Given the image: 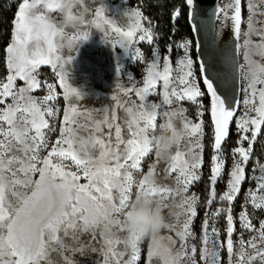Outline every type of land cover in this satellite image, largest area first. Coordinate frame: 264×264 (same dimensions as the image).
Returning a JSON list of instances; mask_svg holds the SVG:
<instances>
[{
	"label": "snow or ice",
	"instance_id": "snow-or-ice-1",
	"mask_svg": "<svg viewBox=\"0 0 264 264\" xmlns=\"http://www.w3.org/2000/svg\"><path fill=\"white\" fill-rule=\"evenodd\" d=\"M189 9L188 21L193 32H199L195 24L197 16L196 0H185ZM242 0H232L226 7L231 9V14L225 7L217 6L213 12L216 19L221 14L225 21L232 25L233 39L236 41L235 48L245 49L244 59L248 67L244 79L247 84L242 88L244 93L243 104L245 112L240 118L235 119L238 139L236 147L231 149L233 165L229 171V181L226 191L219 196L221 204L214 212H210L213 202L216 201L215 185L225 167L223 144L226 143L230 134V123L235 117L240 101L235 95L222 92L217 86L220 76L213 70L212 61L202 51V45L196 44L197 60L194 61L190 55L192 42L185 40L176 45L183 49L184 55L177 61L182 75L176 80L181 86H172V64L169 55L163 56V68L159 69L160 56L156 50L153 51L154 59L148 65L143 86L117 88L125 96L135 93L140 104L125 107L129 119L126 121L129 138H122V127L115 123L117 117L110 109H98L103 111L101 120L93 118V112L87 108L81 109L77 105L67 104L61 120L59 136L49 148V136L56 131L50 119L54 117L58 109L49 106V102L55 101L54 85L47 84L49 94L42 98L30 95L31 92L41 88V81L37 79L38 70L41 66H51L58 83L63 89L64 99L69 97L82 98V94L72 87L67 78L65 65L70 63L71 56L67 59L58 54L62 45L56 44V37L64 36L63 28L53 22L48 13L60 11L65 13V22L72 23L74 27L86 24V29L92 27V22H86L83 18L84 12H91L93 18L104 17L103 6L90 9L85 7L83 12L74 14L72 9L77 4H84V0H22L13 20L11 43L5 49L7 75L0 79V264H51L48 259L51 252H59L65 264H75L65 252L83 255L87 250L98 251L93 246L97 242V235L102 241L99 249L103 256V264H121L118 257H122L130 249L129 259L123 264H137L141 259L139 242L142 238L130 229H126L119 218L121 210L127 208L132 201L133 188L135 186V197L141 191L150 189L153 194H159L162 198V208H167L163 203L170 195H183L189 187L201 180L198 170L203 164L204 145L203 120L192 123L184 116L186 109L179 108L162 115L168 117L166 123L160 124V128L167 126L176 134V144L187 135L199 139L190 140L187 152L177 150L174 155L168 157L169 164L164 169L165 179L173 173L176 176L177 188L166 184H157L154 180L156 174L155 163L150 164L148 171L139 180L138 185L134 179V172L141 170L142 161L152 151L151 130L155 133L158 109L161 104H149L147 98L156 94L157 85L162 82V104L171 105L173 98L176 102L187 100L198 107L197 115L202 117L203 104L198 98L205 95L210 97V114L213 125V140L211 148L210 166V190L205 201V216L202 223L200 250L201 261L207 264H222L220 251L226 246L228 253V264H264V220L259 221V227L252 223V216L257 210H264V164H260L258 158L254 161L252 175L246 176V165L252 159L254 146L264 130V64L254 61L251 56L253 51L264 59V21L257 17H264V0H247L249 16L247 18L248 30L241 32V25L245 23L241 14ZM38 9L44 11L38 12ZM131 23L127 29L116 25L115 20L107 19L105 23L120 39L112 43L131 52L132 59L143 61V54L135 44L147 42L152 44L159 36H154L153 26L143 27L140 22L142 13L138 9L126 10ZM181 15V9L172 12L171 18L175 21ZM260 24L262 26L257 27ZM99 27V24L96 25ZM82 29L70 41L73 48L86 40L90 33ZM138 39H136L137 34ZM107 34V33H106ZM245 37L243 44L239 43L240 36ZM256 35L260 39L252 41L251 36ZM173 46H168V52ZM194 63H198V72L193 71ZM241 68L244 66L241 65ZM186 69V71H185ZM119 72V69H117ZM132 81V76H127ZM202 79L206 91H202L198 81ZM24 81L25 86L16 88V81ZM262 85V87H257ZM113 99H117L113 97ZM10 100V102H8ZM258 100V103L256 101ZM117 107L123 105L117 101ZM111 112V115L109 113ZM254 112L251 116L249 113ZM175 117L182 121L181 129L177 130L172 122ZM84 118L88 123L81 124L79 120ZM109 129L106 138L97 136L103 127ZM88 130L91 134L85 138L78 134L79 129ZM114 129L115 143L112 142ZM250 133V136L248 135ZM247 142V147L244 143ZM100 148L99 157H93L90 149ZM47 151V155L41 157L40 152ZM157 162L161 159L156 155ZM70 160L77 171L66 170L64 161ZM259 171V175L255 173ZM82 173V175H81ZM38 174V179L33 175ZM87 183L81 184V179ZM256 181L255 190H247L245 199L238 214L239 224L242 229L255 232L247 242L239 239L240 249L234 250L232 236L236 231L233 216L234 201L238 198L243 182ZM9 194L11 199L9 198ZM259 194V195H258ZM199 197L184 196L179 207L184 209L186 215L182 227L176 230L180 239V248L174 253L168 247L161 248L156 244L153 248L149 246L147 253V264H151L154 257H160L163 264H182L188 260L191 264H197L195 260L196 247L191 246L190 253L187 251L189 237L195 239L192 232V224L197 216L196 203ZM227 202V207L223 203ZM251 204L252 213L248 212ZM224 215L226 222V240L219 241L220 230L212 227L211 234L208 231L209 219L217 220ZM119 231H126L123 238L116 235L113 227ZM165 228H175L173 224H164ZM62 234V235H61ZM90 234L91 239L87 243L80 237ZM68 238L72 244L65 242ZM156 242V236L151 237ZM169 239H171L169 237ZM172 244L176 241L172 240ZM211 242L212 248H208ZM123 244L125 250L117 252L116 244ZM76 245H79L78 247ZM251 249V251H248ZM235 257V260H233Z\"/></svg>",
	"mask_w": 264,
	"mask_h": 264
},
{
	"label": "rangeland",
	"instance_id": "rangeland-1",
	"mask_svg": "<svg viewBox=\"0 0 264 264\" xmlns=\"http://www.w3.org/2000/svg\"><path fill=\"white\" fill-rule=\"evenodd\" d=\"M22 2V0H21ZM20 2V3H21ZM232 0H220L219 6L225 7V10L231 14V9H228L226 6L230 4ZM19 3V4H20ZM19 6V5H18ZM103 6L105 8V15L102 18L95 19L93 18V14L91 12H84L83 18L86 22H92V27L86 29V24H79L76 27L72 25V23L65 22V13L60 11H54L48 13L49 18L55 22L58 26L63 28L64 36L63 37H56V44L62 45L59 48L58 54L63 58L67 59L68 56H71L70 63L65 65V71L67 73V78L69 84L76 88L81 94L82 98H77L75 96L69 97V100L66 102L64 99V92L61 89L58 78L56 77L53 69L51 66H41L38 70L39 75L37 79L41 81V88L33 91L30 93L33 97L42 98L49 94L47 83L54 85V93L57 96L55 101L49 102V106H52L54 109H58L54 117L49 118L50 123L54 125L56 128L55 132H52L49 136V148L51 144L57 139L59 136V129H60V122L63 119L64 110L67 104L77 105L81 109L87 108L88 110L93 112V118L95 120H101L104 116L103 111L97 112L98 109H110L111 111L115 112L117 120L115 123H118L122 127V138L127 140L129 138V133L127 130L126 121L129 119L128 114L125 112L124 108L133 105L140 104L138 97H136L135 93H131L125 96L122 92H120L117 88V85H121L122 87H135L140 88L143 86V81L147 73V68L150 63H152L154 59L153 51L156 50L160 56L159 61V69L162 70L163 68V56L169 55L170 61L172 64L173 72L172 78L173 83L172 86L177 88L181 87L178 83L176 78L179 75H182V72L177 65V61L184 55L183 49L176 48L175 46L184 42L185 40H190L192 42L190 55L194 61V42L193 39L187 34V32L183 29V23L181 22V16L185 14V10L183 9V2L179 0H84V4H77L73 7L72 11L74 14L83 12L85 7L94 9L97 7ZM261 9L264 10V5H260ZM168 8H172L171 14L176 9H181V15L173 21L171 15L169 17L165 14ZM131 9H138L142 13V18L140 19L141 24L143 27L147 28L150 25L154 28V36L158 35L159 39L154 40L152 44H148L145 42H140L135 44L134 47H138L143 54V61H134L131 57V52L125 50L123 47L117 45L115 47L112 46V43L116 40L120 39V37L115 34L111 27L105 23V20L112 19L115 20L116 25L120 26L121 28L127 29L131 23L128 16L124 15L126 10ZM18 10V7H17ZM38 12L44 11L43 9H38ZM17 12V11H16ZM241 14L242 19L245 23L241 25V32L248 30L247 27V18L249 16V11L247 8V0H242L241 3ZM264 17H257V20L264 21ZM99 24V27L96 25ZM231 25L230 21H225L223 14H221L220 19H217V37L221 38L229 29ZM262 25L258 24L257 27ZM82 29H86L89 31V37L79 42L75 47L74 50L70 47L71 39L78 34ZM13 30V28H12ZM107 33V34H106ZM138 35L136 39H138ZM12 38V33H11ZM245 37L243 35L240 36V44H243ZM252 41L256 42L260 38L256 35L251 36ZM11 43V39L10 42ZM172 45L173 50L169 53L168 46ZM244 52L245 49L241 47L239 49V61L240 66L243 65L244 67L241 68V98H240V105L237 112L236 118H240L244 112L245 107L243 104L244 100V93L242 88L245 87L247 84V80L243 77L248 72V67L246 65L244 59ZM252 59L254 61H258L261 64H264V59L261 58L260 55L256 54L255 51L252 53ZM5 65H6V52H5ZM119 69V72L117 71ZM186 71V69H185ZM193 71L196 75H199L197 63L193 65ZM6 75H7V68H6ZM5 76L0 74V79H3ZM132 76V81H129L127 76ZM199 87L202 91V80L198 81ZM25 82L17 80L16 81V88L24 87ZM257 87H262V85H257ZM162 82H159L156 89V94L151 95L147 98V103L149 104H161V107L157 110V120H156V129L155 133L151 130L149 131L148 135L151 137L153 134H157L160 130V124H164L169 119L168 117L163 116L162 114L165 112H172L179 108L186 109L187 111L184 113V116L187 117L192 123H198L201 119L203 120V137H202V144L204 145L203 150V164L201 169L198 170V174L201 175V180L194 183L189 187L187 193L183 195H170L163 203L167 204V208H162L163 214L165 216V223L173 224L175 228H165L163 227L160 232L156 235V242H153L151 237L142 238L139 242L141 259L137 261V264H147V253L149 246L151 245L153 248L156 247V244H160L161 248L168 247L172 249L173 253L180 248V239L176 234V230L182 227L183 223L185 222L186 215L184 213V209L179 207L178 205L181 204L184 196H192L195 194L199 197L198 202L196 203L197 208V216L194 218L192 224V232L195 233V239L191 237L188 238L187 243L189 248L187 251L190 253L191 246H195L197 251L195 253V260L197 264H207L206 261H201L200 259V250L203 247L201 242L202 236V223L205 216V201L208 198V191L210 190V166H211V156L213 155V150L211 148V143L213 140V125L211 122V114H210V98L208 96H203L198 98L199 101H202L203 104V112L204 115L202 117L197 115L198 107L197 105L184 100L176 102L173 98V103L171 105L162 104ZM116 97L117 99H113ZM117 101H119L123 107H117ZM10 102V100L8 101ZM258 103V100L256 101ZM0 107H3L0 105ZM111 115V112L109 113ZM249 115L254 116L255 113L251 112ZM235 119L233 121L231 131L229 137L227 138L226 143L223 144V151H224V158L225 159V167L222 170L220 178H218V182L215 185V192H216V201L212 203L210 212H214L218 207L221 206L219 202V196L226 191V186L229 181V171L233 165V157L231 156V149L236 147V141L238 139L237 130ZM172 122L177 130L181 129L182 121L180 117H175L172 119ZM79 123L84 124L88 123V121L84 118L79 120ZM109 129L104 126L102 132L97 133V136L101 138H106ZM112 142L115 143V136H114V129L112 130ZM78 134L82 137H89L91 134V128L85 130L83 128L78 130ZM250 136V133L248 134ZM199 139V137H188L185 135L181 140L179 145L175 144L171 150V155H174L177 150L181 152H187L190 146V140ZM244 147H247V142L244 143ZM47 151L43 150L40 152V156L43 157L47 155ZM91 155L95 157H99L100 155V148L97 146L95 148L90 149ZM258 158L260 164H264V130L254 146V151L252 153V159L246 165V176L252 175V169L254 166V161ZM66 170L69 171H77L75 166L72 164L70 160L63 162ZM155 163L156 165V174L154 176V180L157 184H166L169 187L177 188L176 176L178 173H173L165 179L164 169L169 164V159H160L157 162L156 154L153 151L142 161L141 170L138 172H134V179L136 184L138 185L139 180L143 177L144 174L147 173L148 167L150 164ZM82 175V173H81ZM255 175H259V171L255 173ZM33 179H38V174L33 175ZM81 184L87 183V180L81 179L79 181ZM255 190L256 189V181L255 180H248L246 179L243 184L240 193L238 194V198L234 201L233 206V216L235 220V228L236 231L232 236V240L234 243V250L239 251V239L241 238L247 242L251 237L256 235L255 232H249L241 228L238 220V214L241 212V205L245 199V192L247 190ZM136 188L134 186L132 198H135ZM259 195V194H258ZM9 198L11 196L9 194ZM171 206V207H169ZM224 207H227V202L223 203ZM248 212L252 213V206L249 204ZM121 219V215L119 216ZM264 220V210H257L255 214L252 216V223L256 227H259V221ZM215 226L218 230H220L219 241L226 240L225 228L226 222L224 219V215L222 214L217 220L213 221L211 218L209 219L208 231L211 234L212 227ZM113 231L116 232V235L123 238L127 235L126 231H119L115 226L113 227ZM62 235V234H61ZM169 237L171 239H169ZM80 239L87 243L90 241L91 236L90 234H83L81 235ZM172 240H175L176 243L172 244ZM65 242L68 244H72V241L68 238L65 239ZM77 247L79 245H76ZM93 246L98 249L96 252H92L90 249L87 250L83 255L79 252L73 254L70 252H65L64 255L70 256L71 259L75 262V264H103V256L99 249L102 246V241H100L99 235H97V242H93ZM117 252H122L125 250V246L121 244H116L114 246ZM208 248H212L211 242L208 244ZM251 251V249H248ZM130 249L128 252L125 253L124 256L118 257L123 264V261L129 259ZM221 261L222 264H228V253L226 246L221 249L220 251ZM51 264H65L63 256L59 252H51L49 254V258ZM235 260V257H233ZM151 264H163V261L160 257H154L152 259ZM182 264H191L188 260H183Z\"/></svg>",
	"mask_w": 264,
	"mask_h": 264
},
{
	"label": "water",
	"instance_id": "water-1",
	"mask_svg": "<svg viewBox=\"0 0 264 264\" xmlns=\"http://www.w3.org/2000/svg\"><path fill=\"white\" fill-rule=\"evenodd\" d=\"M219 1L220 0H196L198 14L194 22L199 27V32H193L192 27L188 21V25L191 29V33L193 36L194 56H195V60H197V49L195 46L197 43H200L202 45V51L208 56L209 60L212 61L214 72L218 73L220 76V80L218 81L217 86L220 88L222 92H226L229 95L234 94L236 99L240 101L241 98V67L239 61L240 48L238 50L235 48L236 41L232 38L233 37V33L231 30L232 25H230L227 32L221 38L217 37V28H216L217 19L215 16H213V12L215 8L219 6ZM187 20H188V15H187ZM203 87L205 89L204 85ZM237 112L238 110L235 112V117L237 115ZM233 121L230 123V131Z\"/></svg>",
	"mask_w": 264,
	"mask_h": 264
},
{
	"label": "clouds",
	"instance_id": "clouds-1",
	"mask_svg": "<svg viewBox=\"0 0 264 264\" xmlns=\"http://www.w3.org/2000/svg\"><path fill=\"white\" fill-rule=\"evenodd\" d=\"M151 143L155 154L161 159H167L176 144V134L167 126L162 127L151 136ZM161 205L160 195L145 189L139 193L138 198L132 199L127 208L121 210V222L140 238L156 236L165 224Z\"/></svg>",
	"mask_w": 264,
	"mask_h": 264
},
{
	"label": "trees",
	"instance_id": "trees-1",
	"mask_svg": "<svg viewBox=\"0 0 264 264\" xmlns=\"http://www.w3.org/2000/svg\"><path fill=\"white\" fill-rule=\"evenodd\" d=\"M183 2V9L185 14L181 16V22L183 23V29L187 34L193 39L191 29L188 25L187 15L188 8L186 6L185 0H179ZM21 0H0V74L2 76L6 75V65H5V49L9 45L11 39V33L13 28V20L17 11V7ZM172 8H168L166 15L169 17L171 15ZM202 88L205 91L203 84ZM208 96V95H206Z\"/></svg>",
	"mask_w": 264,
	"mask_h": 264
},
{
	"label": "bare ground",
	"instance_id": "bare-ground-1",
	"mask_svg": "<svg viewBox=\"0 0 264 264\" xmlns=\"http://www.w3.org/2000/svg\"><path fill=\"white\" fill-rule=\"evenodd\" d=\"M248 27V26H247ZM253 56V55H252ZM252 58V57H251ZM254 60V59H253Z\"/></svg>",
	"mask_w": 264,
	"mask_h": 264
}]
</instances>
